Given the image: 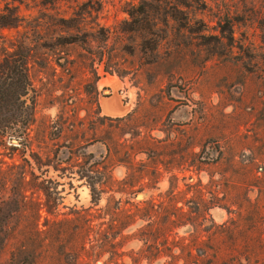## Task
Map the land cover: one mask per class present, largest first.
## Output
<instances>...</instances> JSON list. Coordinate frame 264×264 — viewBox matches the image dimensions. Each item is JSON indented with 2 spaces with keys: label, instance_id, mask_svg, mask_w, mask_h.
<instances>
[{
  "label": "rangeland",
  "instance_id": "obj_1",
  "mask_svg": "<svg viewBox=\"0 0 264 264\" xmlns=\"http://www.w3.org/2000/svg\"><path fill=\"white\" fill-rule=\"evenodd\" d=\"M15 50L0 264H264V0H0Z\"/></svg>",
  "mask_w": 264,
  "mask_h": 264
},
{
  "label": "trees",
  "instance_id": "obj_2",
  "mask_svg": "<svg viewBox=\"0 0 264 264\" xmlns=\"http://www.w3.org/2000/svg\"><path fill=\"white\" fill-rule=\"evenodd\" d=\"M84 4V3H83ZM83 4L74 13L80 14ZM127 11L131 17L147 14L143 5L133 4ZM76 15L70 18L75 19ZM68 27L80 28L79 24H67ZM68 42H71L70 40ZM20 54V55H18ZM31 89L27 71V57L16 50L5 55L0 61V126L13 127L19 123H28L32 115V107L27 95Z\"/></svg>",
  "mask_w": 264,
  "mask_h": 264
},
{
  "label": "bare ground",
  "instance_id": "obj_3",
  "mask_svg": "<svg viewBox=\"0 0 264 264\" xmlns=\"http://www.w3.org/2000/svg\"><path fill=\"white\" fill-rule=\"evenodd\" d=\"M104 107H105L106 111H110L109 105L106 102L104 104Z\"/></svg>",
  "mask_w": 264,
  "mask_h": 264
}]
</instances>
